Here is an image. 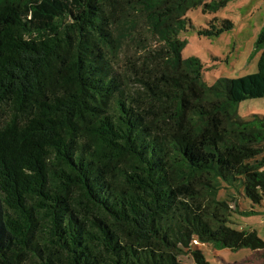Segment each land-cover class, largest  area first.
<instances>
[{
  "label": "trees",
  "instance_id": "obj_1",
  "mask_svg": "<svg viewBox=\"0 0 264 264\" xmlns=\"http://www.w3.org/2000/svg\"><path fill=\"white\" fill-rule=\"evenodd\" d=\"M228 1L0 0V264H209L195 240L264 251L218 198L224 182L264 200V115L238 113L264 97V25L254 73L208 85L182 58L187 11Z\"/></svg>",
  "mask_w": 264,
  "mask_h": 264
},
{
  "label": "rangeland",
  "instance_id": "obj_2",
  "mask_svg": "<svg viewBox=\"0 0 264 264\" xmlns=\"http://www.w3.org/2000/svg\"><path fill=\"white\" fill-rule=\"evenodd\" d=\"M214 16L229 19L233 26L218 36L206 37L198 34V30L206 28L208 21ZM188 24L186 30L179 33L185 41L182 58L197 57L203 64L202 81L214 84L219 78H238L257 71L259 51L255 42L257 34L264 25V0H229L215 13H204L201 7L187 11ZM148 43L153 44L149 39ZM139 49L133 45L126 46L123 54H138ZM118 71L119 66L117 67ZM239 116L248 119L252 114L264 115V97L247 99L238 105ZM264 170V165H263ZM218 198L229 205L231 211L228 225L239 230H256L264 238V200L253 204L245 197L242 188L222 183ZM252 210V213L244 211ZM200 248L209 264H221V261L232 262L244 258L251 253L242 248L232 251L228 248L218 249L210 243L194 241ZM185 263L192 264L189 256H182Z\"/></svg>",
  "mask_w": 264,
  "mask_h": 264
},
{
  "label": "crops",
  "instance_id": "obj_3",
  "mask_svg": "<svg viewBox=\"0 0 264 264\" xmlns=\"http://www.w3.org/2000/svg\"><path fill=\"white\" fill-rule=\"evenodd\" d=\"M262 239L264 240L263 237ZM232 251H237V250H232ZM221 264H264V251L251 250V253L247 256H244V258H239L237 260H233L232 262H225L224 260H222Z\"/></svg>",
  "mask_w": 264,
  "mask_h": 264
}]
</instances>
